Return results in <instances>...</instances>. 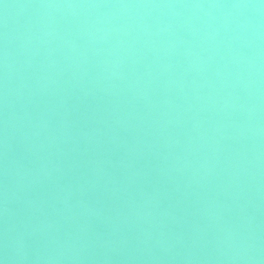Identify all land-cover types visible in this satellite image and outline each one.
<instances>
[{
  "label": "clouds",
  "instance_id": "obj_1",
  "mask_svg": "<svg viewBox=\"0 0 264 264\" xmlns=\"http://www.w3.org/2000/svg\"><path fill=\"white\" fill-rule=\"evenodd\" d=\"M0 264H3V261H0Z\"/></svg>",
  "mask_w": 264,
  "mask_h": 264
}]
</instances>
